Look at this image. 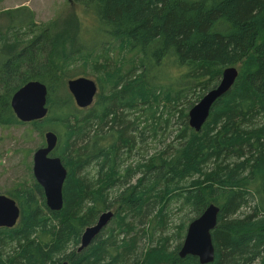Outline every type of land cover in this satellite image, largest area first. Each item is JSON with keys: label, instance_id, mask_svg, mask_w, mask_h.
Returning <instances> with one entry per match:
<instances>
[{"label": "trees", "instance_id": "16d2710c", "mask_svg": "<svg viewBox=\"0 0 264 264\" xmlns=\"http://www.w3.org/2000/svg\"><path fill=\"white\" fill-rule=\"evenodd\" d=\"M73 1L92 20L93 41L85 50L102 44L108 51L116 43L132 55L120 51L113 67L94 64L106 73L102 92L92 106L79 108L63 78L75 75L57 65L54 33L40 28L26 5L5 10L0 123L19 121L11 98L20 87L32 80L46 84L49 112L30 123L58 135L53 155L68 176L58 211L47 207L38 183L7 192L21 212L13 227H0V264H201L179 255L181 241L170 248L169 235L139 248L134 230L145 234L148 227L154 238L167 225L170 203L190 209L192 220L211 203L220 208L209 264H264V0ZM83 45L82 36L75 38L74 55ZM227 66H236L238 77L197 131L189 110L218 85ZM186 102L188 112L179 111ZM165 112L171 120L180 113L178 144L126 167L127 157L168 121ZM90 167L96 174L88 179ZM115 204L111 222L79 250L85 228ZM111 223L116 228L105 231ZM185 230L182 222L181 240Z\"/></svg>", "mask_w": 264, "mask_h": 264}, {"label": "rangeland", "instance_id": "374dc122", "mask_svg": "<svg viewBox=\"0 0 264 264\" xmlns=\"http://www.w3.org/2000/svg\"><path fill=\"white\" fill-rule=\"evenodd\" d=\"M22 5L30 7L35 13V20L40 28L48 27L55 37L57 38L58 53H57V65L59 68H67L66 72L74 74L77 76H86L95 80L98 84V92H102L100 88L101 83L104 82L106 78L105 72L99 67L95 69L92 66L94 64H102L100 62H110V65L115 66L116 61H119L121 57L119 52L123 51V54L130 57L132 54L127 50H122L119 44H110L107 50V46L100 44L92 49V51L85 50L88 43L92 42V38L89 36V28L91 26L92 20L82 11L81 7L77 5L73 0H3L0 2V30L5 31L8 26V19L5 16V10L16 8ZM83 39L84 45L82 46L83 54L73 53V43L75 38L78 37ZM99 43V41H98ZM88 49H90L88 47ZM128 53V54H127ZM73 56L71 61L69 59ZM69 61V65L64 66L66 62ZM95 73V74H94ZM78 74V75H77ZM77 75V76H76ZM63 78L66 82V90H68L67 82L72 79L65 74ZM70 93V92H69ZM104 93H106L104 89ZM72 96V94L70 93ZM97 96V95H96ZM104 94L102 97L104 98ZM73 97V96H72ZM194 95L192 93L188 95V100L193 99ZM96 99V98H95ZM74 100V98H73ZM199 100H194V104ZM75 102V100H74ZM96 102V101H94ZM193 104V105H194ZM50 105V104H48ZM157 106V105H155ZM160 110H164L162 103L158 105ZM179 111L181 109H187V102L185 106H178ZM177 107V108H178ZM181 108V109H180ZM188 112V110H186ZM179 114L177 113L175 117L168 119V114L164 113V119H168L167 122L163 121L161 126L158 128L156 133L149 135L148 139L145 141L143 150H137L132 153V156L127 157L125 166H135L139 163V159H147L152 156V154H157L160 151L170 150L174 147V144H178V134L181 130V122L179 121ZM140 116H144L142 120H146V113ZM17 118V117H16ZM146 122H151L148 119ZM144 124V123H143ZM143 125L141 126V128ZM44 132H46L44 130ZM45 133H42L33 126L31 123H22L20 121L13 122L10 124L0 123V194H7L18 187H30L34 183H37L33 174V155L35 151L45 145ZM167 146H169L167 148ZM88 179L95 176L96 170L90 167L86 170ZM85 174V173H84ZM138 175L133 180H136ZM117 193L114 195L116 198ZM113 200V199H112ZM117 204L110 208L116 213ZM248 208H245L247 210ZM169 216L167 220V225L163 230H159L157 235L153 238L148 233V227L145 228V234L140 233L142 231L141 227L134 230L138 239L139 248L146 250L149 247L156 246L160 237L169 235L172 237L169 246L174 248L178 242L183 243L186 232L183 234L182 240L178 237V226L182 222H186V229L188 224L193 218L190 209H183L179 203H170L169 205ZM243 210V209H242ZM111 226L116 228V225L111 223L105 231L109 230ZM145 226V225H144ZM186 231V230H185ZM160 234H163L159 236Z\"/></svg>", "mask_w": 264, "mask_h": 264}, {"label": "water", "instance_id": "95a60500", "mask_svg": "<svg viewBox=\"0 0 264 264\" xmlns=\"http://www.w3.org/2000/svg\"><path fill=\"white\" fill-rule=\"evenodd\" d=\"M238 77L236 66H227L217 86L210 89L189 110V125L199 131L207 121L213 104L234 85ZM79 108H88L94 104L98 94L95 80L80 76L67 82ZM11 107L20 122L30 123L42 120L49 112L48 87L41 81L32 80L20 87L11 98ZM45 145L38 148L33 155V174L42 187L46 205L50 210L58 211L64 206V185L68 169L59 156L53 155L58 144V135L53 130L44 134ZM20 207L16 200L7 194H0V227H13L20 217ZM220 208L211 203L202 214L190 221L186 229L184 241L179 255L198 258L201 264H209L215 260V246L212 231L217 226ZM114 212H102L97 221L86 227L81 236L79 250L86 248L111 222Z\"/></svg>", "mask_w": 264, "mask_h": 264}]
</instances>
